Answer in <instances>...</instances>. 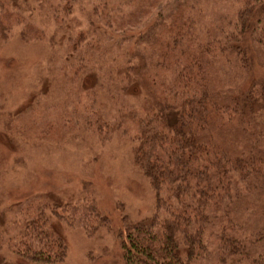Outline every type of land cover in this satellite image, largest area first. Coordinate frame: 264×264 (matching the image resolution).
<instances>
[{
    "label": "trees",
    "instance_id": "1",
    "mask_svg": "<svg viewBox=\"0 0 264 264\" xmlns=\"http://www.w3.org/2000/svg\"><path fill=\"white\" fill-rule=\"evenodd\" d=\"M160 1L0 0L2 41L14 26L26 43L43 39L34 18L54 24L45 70L48 89L58 76L62 84L52 103L62 100L60 135L128 140L133 164L155 194L151 216L132 222L124 214L115 231L89 182L74 201L29 193L0 219V252L63 262L67 243L56 216L89 235L106 229L124 264H264V0H226L228 8L210 16L201 0ZM78 4L85 6L77 20ZM89 77L97 85L81 103ZM102 87L113 105L108 113L97 104ZM129 88L140 104L124 98ZM20 115L0 114V132L46 137L49 126L31 128ZM0 264L11 263L0 256Z\"/></svg>",
    "mask_w": 264,
    "mask_h": 264
},
{
    "label": "rangeland",
    "instance_id": "2",
    "mask_svg": "<svg viewBox=\"0 0 264 264\" xmlns=\"http://www.w3.org/2000/svg\"><path fill=\"white\" fill-rule=\"evenodd\" d=\"M168 1L171 0L160 3ZM199 4L206 16L214 15L220 6L228 8L230 5L226 0H201ZM84 6L78 4L73 9L72 16L77 20L83 18L80 10ZM8 11L17 12L13 6L8 7ZM18 12L25 17L28 13ZM32 21L45 35L43 39L26 43L17 35L20 26H14L13 35L6 41L0 40V114L8 111L21 113L22 124L27 125V121L31 128H49L46 137L40 140H23L0 132V171L3 172L0 219L32 192L46 194L51 201H74L84 182L91 183V195L99 208L108 214L115 231L124 214L132 222L151 216L155 212V194L149 181L133 164L128 140L117 135L103 144L81 133L69 132L64 138L60 135L63 132L60 122L62 100L52 103L60 98L62 84L57 75V82L52 81L48 89L45 70L50 54L46 38L55 27L54 24L45 25V19L34 18ZM58 51V56L63 55L62 43ZM59 59L55 67L60 68ZM94 80L93 77L87 78L81 103L89 98L90 91L97 85ZM65 83L67 87L70 85L68 81ZM75 89H70L72 94ZM124 95L130 104H140L143 100L135 93V88L125 89ZM96 98L103 112L112 111L113 105L103 87ZM37 100L41 105L37 106ZM31 108L32 114L28 111ZM31 118L34 120L29 123ZM94 156L97 159L91 168H84L83 165ZM52 220L56 231L67 243L66 257L58 264H124L118 240L106 229L99 228L95 234L89 235L80 226L68 227L56 216ZM104 248L106 250L102 252ZM91 254L97 257L93 259L89 256ZM0 256L11 264H45L26 260L8 250L1 251Z\"/></svg>",
    "mask_w": 264,
    "mask_h": 264
}]
</instances>
